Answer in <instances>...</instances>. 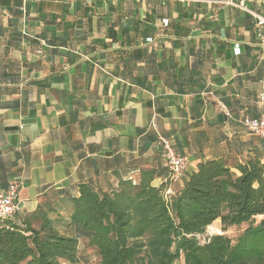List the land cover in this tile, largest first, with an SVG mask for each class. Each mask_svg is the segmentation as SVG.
I'll return each instance as SVG.
<instances>
[{"label":"crops","instance_id":"obj_1","mask_svg":"<svg viewBox=\"0 0 264 264\" xmlns=\"http://www.w3.org/2000/svg\"><path fill=\"white\" fill-rule=\"evenodd\" d=\"M224 1L0 0V191L20 185L15 223L79 184L108 193L145 172L174 193L200 162L264 163L242 124L261 111L264 50L237 6L264 16V0ZM157 136L188 160L180 183ZM78 244L74 264H98Z\"/></svg>","mask_w":264,"mask_h":264},{"label":"trees","instance_id":"obj_2","mask_svg":"<svg viewBox=\"0 0 264 264\" xmlns=\"http://www.w3.org/2000/svg\"><path fill=\"white\" fill-rule=\"evenodd\" d=\"M152 179L143 172L108 193L79 184L60 207L40 205L20 224L0 220V264H74L81 239L98 264H264V163L257 156L234 167L200 162L174 193ZM216 222L218 234L206 236ZM242 226L234 240L224 235Z\"/></svg>","mask_w":264,"mask_h":264},{"label":"built area","instance_id":"obj_3","mask_svg":"<svg viewBox=\"0 0 264 264\" xmlns=\"http://www.w3.org/2000/svg\"><path fill=\"white\" fill-rule=\"evenodd\" d=\"M224 3L231 4L229 0L224 1ZM237 6L254 19L256 31L260 36V46L264 50V16L248 10L243 4ZM258 103L261 107L258 117L253 119L245 118L242 120V124L248 133L258 136L264 146V79L262 81V90L258 98ZM157 144L162 150L165 167L168 168V181L170 183H180L188 168L187 158L177 156L171 141L168 139L157 136ZM19 190L20 185L13 183L5 191H0V220L13 218V215L19 210ZM212 235L206 231V236Z\"/></svg>","mask_w":264,"mask_h":264},{"label":"rangeland","instance_id":"obj_4","mask_svg":"<svg viewBox=\"0 0 264 264\" xmlns=\"http://www.w3.org/2000/svg\"><path fill=\"white\" fill-rule=\"evenodd\" d=\"M260 219H261V217H257L256 221H259ZM243 228H244V226H242V228H230L229 230H227V232L224 235L226 237L228 236L230 239L234 240L240 234V232L242 231ZM207 232L211 235L212 234H218V231L214 228L208 229ZM93 264H96V262Z\"/></svg>","mask_w":264,"mask_h":264}]
</instances>
